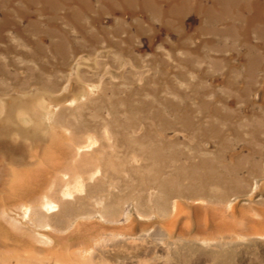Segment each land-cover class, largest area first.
<instances>
[{
  "label": "rangeland",
  "instance_id": "obj_1",
  "mask_svg": "<svg viewBox=\"0 0 264 264\" xmlns=\"http://www.w3.org/2000/svg\"><path fill=\"white\" fill-rule=\"evenodd\" d=\"M196 2L0 0V264H264V21Z\"/></svg>",
  "mask_w": 264,
  "mask_h": 264
},
{
  "label": "bare ground",
  "instance_id": "obj_2",
  "mask_svg": "<svg viewBox=\"0 0 264 264\" xmlns=\"http://www.w3.org/2000/svg\"><path fill=\"white\" fill-rule=\"evenodd\" d=\"M171 1H172V5H171L172 7L170 6V9L169 10H163V12H160V11L155 10V13L157 14V12H160L162 14H167V15L175 14V13H177L179 11V5L180 6H182V5L185 6V4H188L189 3V0H171ZM196 1L197 2L195 4V6H196L197 11L199 13H204L207 17H209V15L214 14V13L218 15V13H216L215 10H214L216 4H219L220 5V11H223L222 8L230 9L229 10V13L227 14L228 15V18L231 17V16H233V14H234L233 11H232V9L238 10V12L240 11L239 9H241V10H243V9L244 10H250V11L253 10V13L250 14L248 21L245 20V19L244 20L247 23L248 22H253L254 24H250V25L244 27L243 32L255 28L254 27V26H256L255 22L264 21V3L263 2H260L259 0H249L245 4H240L238 2V0H211L212 1V5H210L211 7L210 6L209 7L206 6L204 4V0H196ZM230 1L233 2V6H231V7H230V4H231ZM173 2H175L174 5H173ZM86 4L87 3L85 2V5ZM211 10H214V11L213 12H210ZM239 17H241L240 16V13H239ZM232 201H230V203H229L228 210H230L231 213L233 214L234 202H232ZM50 206H52V205H50ZM173 209H174L173 210V214L170 216V218L168 220H166V221L163 222V227L166 229L167 234L169 236L176 237L179 234L174 233L173 232V228L171 226L174 224V222L176 221V219L178 218V216L181 213L186 212V208L184 207V205L181 202L175 201L174 204H173ZM128 221H130V220H128Z\"/></svg>",
  "mask_w": 264,
  "mask_h": 264
}]
</instances>
